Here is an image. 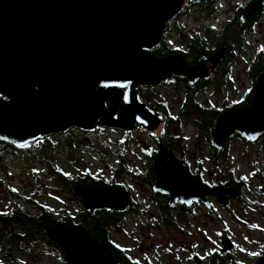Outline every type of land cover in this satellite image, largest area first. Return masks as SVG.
<instances>
[{
  "label": "water",
  "instance_id": "95a60500",
  "mask_svg": "<svg viewBox=\"0 0 264 264\" xmlns=\"http://www.w3.org/2000/svg\"><path fill=\"white\" fill-rule=\"evenodd\" d=\"M186 4V0H0V141L26 148L71 128L85 133L99 127L157 133L162 115L142 101L138 88L157 85L171 75L185 77L191 85L207 76L208 55H200L196 65L189 66L181 53L164 57L152 53L166 24ZM263 5L264 0L251 2L240 22L247 23ZM225 50L220 47L212 58L222 60ZM235 130L250 141L264 138V70L254 79L248 104L217 117L212 141L221 143ZM161 159L160 153L154 161V191L184 194L181 183L186 180L163 172ZM183 172L192 181L185 167ZM187 187L197 200L194 185ZM207 193L224 195L215 190L203 197ZM73 194L89 210L102 205L123 210L126 204L122 191L94 184L76 186ZM45 233L68 264H118L105 243H96L73 227L52 222ZM229 248L226 241L224 249ZM258 264H264V257Z\"/></svg>",
  "mask_w": 264,
  "mask_h": 264
},
{
  "label": "flooded vegetation",
  "instance_id": "af4514ba",
  "mask_svg": "<svg viewBox=\"0 0 264 264\" xmlns=\"http://www.w3.org/2000/svg\"><path fill=\"white\" fill-rule=\"evenodd\" d=\"M253 1L255 0H248L242 9ZM194 4L190 7L192 10L206 15L200 10V3ZM191 9L186 12H191ZM263 12L264 5L245 24L240 22V14L238 15L236 29L242 41L243 34L262 17ZM184 15L187 14L181 10L166 24L160 44L165 45L167 52L160 57L181 53L185 62L189 66H194L200 55H208L205 63L207 76L198 79L192 85L185 77L171 75L169 79L157 85L142 86L145 89L144 95L141 96L142 101L162 115L160 130L157 133H150L145 129L128 132L111 128L120 130L124 136L142 131L150 141L131 142L115 148L113 154L115 159L112 161L107 179L95 174H85L91 176L94 181L76 185L74 183L66 185L63 179L59 181L63 191L71 195L74 203L78 205V211L67 212L64 220L59 221L78 223L85 211L91 215L105 216L103 220L106 241L95 242L105 243L118 258V264H209L212 258H215L218 264H258L264 257L262 193L264 177L256 187L251 186V175L255 174L251 161L259 164L260 172H264V138L259 137L255 141H250L235 130L221 143L212 141L211 129L215 122L213 126L206 127L204 116L212 113L217 119L216 117L229 109L247 105L251 95H248L249 91L245 94L242 99L246 102L244 105L242 100L226 101L223 96L219 101L214 99L220 93L218 90L220 84L230 83L227 75L232 70L234 48L232 46L231 50H225L223 59L219 61L218 56L212 57L224 45L216 47L215 43L208 47L207 42L201 39L205 47L195 52L188 47V41L200 38L199 32L188 34L184 48H176L166 37L174 30L173 27L179 30L177 24ZM231 18L235 19L236 16L231 15L219 28L218 25L211 23L210 26L204 25L203 30L211 27L219 32ZM215 19L217 22L221 21L218 16H215ZM259 54L260 51H256L254 57H258ZM150 92L152 94L154 92V95ZM205 92L207 96L204 95ZM246 97L247 99H244ZM99 131L100 129H97L93 133L97 134ZM72 134H75L74 128L65 133L38 139L35 144L49 141L50 137L56 135L65 141L67 152L70 154L75 152L71 145V141L74 140ZM32 144L21 148L0 141V148L24 156L32 151ZM253 146H258V150L254 151ZM160 153L162 155L160 169L163 172L168 170L172 175H179L187 181L181 183V190L186 191L184 194H178V190L171 195L154 191L156 184L154 161ZM243 159L250 160L251 167L247 170L250 173L241 170ZM183 167L190 173L193 182L185 177ZM79 177L81 176L65 179L69 182H78ZM86 184L103 186L111 191H122L126 202L124 209L119 210L113 205H102L93 210L86 209L82 206L81 200L73 194L76 186ZM188 184L194 185L198 192L197 200L193 199L194 195L192 189L187 187ZM215 190H223V197L218 198L214 193H207L203 197L205 192ZM6 192L8 198L6 195L0 196V257L16 264L17 255L34 245L31 242H16L14 227L16 206L11 202L10 196L14 195V192L10 190ZM61 224L77 229L68 223ZM236 230H242L243 235L234 233ZM226 241L230 244L229 249H224ZM238 241L241 242L240 249L237 248Z\"/></svg>",
  "mask_w": 264,
  "mask_h": 264
},
{
  "label": "rangeland",
  "instance_id": "374dc122",
  "mask_svg": "<svg viewBox=\"0 0 264 264\" xmlns=\"http://www.w3.org/2000/svg\"><path fill=\"white\" fill-rule=\"evenodd\" d=\"M248 0H213L211 4L217 9L213 15H201L192 10L184 15L166 39L171 40L176 48H184L188 34L199 32L200 38L207 42L208 47L214 43V32L217 30H203V26H210L213 23L219 26L231 15L237 7H245ZM191 3V0H186ZM218 16L220 22H217ZM243 41L240 44L233 43L235 58L231 64L232 70L227 75L230 83H221L218 88L220 93L214 97L216 101L223 96L226 101L242 100L245 94L252 88L253 73L251 74L250 65L255 60L256 51H264V12L262 17L243 34ZM224 80V77H223ZM151 93V92H150ZM152 94V93H151ZM154 95V92L153 94ZM204 95H208L206 92ZM213 99V98H212ZM244 99H247L244 98ZM244 101V100H242ZM217 118V117H216ZM215 118L212 113L204 116V125L213 126ZM100 131L95 134H85L74 128L71 145L75 152L68 153L65 141L53 135L46 142L32 144L33 149L24 156L16 155L9 150L0 148V196L6 195V191L14 192L10 195L16 207H21L24 211L36 215L41 208L51 211L55 220H64L67 212L78 211V205L74 203V198L65 193L61 188L58 178L59 175L68 177L84 176L85 174L101 176L107 179L110 166L114 157V149L128 143L149 142L150 139L142 131L124 136L118 129L108 127L98 128ZM71 134V132H70ZM49 142V143H47ZM35 149V150H34ZM44 149V151H43ZM254 151L258 146H253ZM249 154V153H248ZM238 156V155H237ZM255 174L251 175V186L256 187L264 177V172H260V165L253 163ZM250 160L243 159L240 168L247 171L250 167ZM234 233L243 235L242 230ZM153 236V234H151ZM237 248H241V242H237ZM246 248H244L245 250ZM0 264H12L7 259L0 257ZM16 264H68L64 261L58 250L36 244L27 248L25 252L17 255Z\"/></svg>",
  "mask_w": 264,
  "mask_h": 264
},
{
  "label": "trees",
  "instance_id": "16d2710c",
  "mask_svg": "<svg viewBox=\"0 0 264 264\" xmlns=\"http://www.w3.org/2000/svg\"><path fill=\"white\" fill-rule=\"evenodd\" d=\"M213 0H205L199 4L200 10L202 13L207 15H213L215 10L217 9L216 6H213L211 4ZM195 2L188 3V5H185V7L182 9V13L185 12L187 14V10L192 6L195 5ZM244 9L237 7L235 9V12L232 16H236L235 19H230L227 23L223 25L222 30L219 29V32H214V43H216V47L220 45H224L226 47V50H231L232 44H240L242 43L241 36L237 32L236 25L238 24V15L241 14V12ZM260 11V9H259ZM254 17V16H253ZM252 17V18H253ZM236 29V30H235ZM208 30H212V28H208ZM215 31V30H214ZM213 45H210L213 46ZM164 44H159L155 48L152 49V53L156 56H162L164 55L167 50L164 48ZM188 47H190L192 50H203L204 49V42L201 40V38H192L188 41ZM184 54V53H183ZM251 74L253 73V79H255L256 76H258L263 70H264V51H260V54L258 57L255 58V60L250 65ZM143 87H139L138 91L140 96L144 95ZM252 88L249 90L248 95H251ZM246 102L242 101V105H244ZM58 178H62L66 185H71L74 183L76 184H84L88 182H93V178L91 176L85 175L79 177L78 182H69L68 179H65L67 176L58 174ZM87 213V214H85ZM85 213L81 214V219H79L78 223H72L69 221H59L55 220L53 218V215L51 211L45 210L43 208L40 209V211L34 215L27 213L26 211L22 210L20 207H16L15 209V220H14V227H15V239L16 242H31L32 245L35 244H44L46 247H53L54 249L58 250L62 259L64 261H67L65 258V255L63 252L57 247L55 244L51 243L45 233V229L52 223V222H61V223H68L69 225H72L76 227L79 231L85 233L87 236H89L94 241L99 242H105V225L104 220L105 216L101 215H91L89 212L85 211ZM18 247V246H17ZM132 264V263H127ZM209 264H218V262L215 260V258H212Z\"/></svg>",
  "mask_w": 264,
  "mask_h": 264
}]
</instances>
